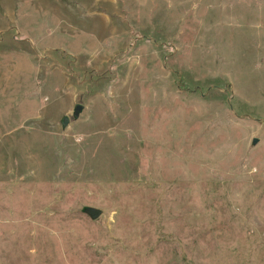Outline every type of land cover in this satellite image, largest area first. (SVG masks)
Returning <instances> with one entry per match:
<instances>
[{
	"label": "rangeland",
	"instance_id": "rangeland-1",
	"mask_svg": "<svg viewBox=\"0 0 264 264\" xmlns=\"http://www.w3.org/2000/svg\"><path fill=\"white\" fill-rule=\"evenodd\" d=\"M0 264H264V0H0Z\"/></svg>",
	"mask_w": 264,
	"mask_h": 264
},
{
	"label": "water",
	"instance_id": "water-1",
	"mask_svg": "<svg viewBox=\"0 0 264 264\" xmlns=\"http://www.w3.org/2000/svg\"><path fill=\"white\" fill-rule=\"evenodd\" d=\"M81 108H82V104H80V103L76 104V106H75V108H74V113H73L74 117H77V116H78V114H79ZM68 119H69V118H68L67 115H65V116L62 118V121H61V122H62V125H63V126L66 125V122L68 121ZM253 142H256V139H254ZM82 210H83L85 213H87L92 219H96V218L101 214V212H102V209L97 208V207H94V206H88V205L84 206V207L82 208Z\"/></svg>",
	"mask_w": 264,
	"mask_h": 264
},
{
	"label": "trees",
	"instance_id": "trees-1",
	"mask_svg": "<svg viewBox=\"0 0 264 264\" xmlns=\"http://www.w3.org/2000/svg\"><path fill=\"white\" fill-rule=\"evenodd\" d=\"M83 211V210H82ZM83 213H85L84 211H83ZM85 214H87V213H85ZM88 215V214H87ZM89 216V215H88Z\"/></svg>",
	"mask_w": 264,
	"mask_h": 264
}]
</instances>
